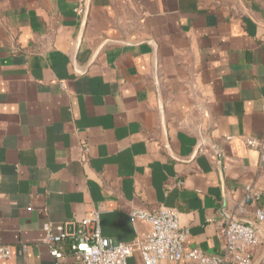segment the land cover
I'll use <instances>...</instances> for the list:
<instances>
[{"label":"crops","instance_id":"0c3cea01","mask_svg":"<svg viewBox=\"0 0 264 264\" xmlns=\"http://www.w3.org/2000/svg\"><path fill=\"white\" fill-rule=\"evenodd\" d=\"M78 1L0 0L1 264H54L46 227L94 211L131 242L160 206L208 254L255 222L264 264V0Z\"/></svg>","mask_w":264,"mask_h":264},{"label":"built area","instance_id":"2783aa9c","mask_svg":"<svg viewBox=\"0 0 264 264\" xmlns=\"http://www.w3.org/2000/svg\"><path fill=\"white\" fill-rule=\"evenodd\" d=\"M88 0H79L78 14H85ZM249 147L264 148V134L260 139L247 138ZM264 161V153L260 154ZM260 192L247 186L244 206L248 199L258 198ZM257 220L264 214L256 210ZM132 222L143 221L149 225L147 232L131 242L116 241L101 233L99 216L93 212L80 220H69L46 227L43 242L49 246L54 264H127L135 252L140 254L141 264H253L257 248L263 239L255 222L229 217L218 227L221 251L205 253L193 247L185 249L190 235L189 229L180 222V214L175 208L160 206L154 211L133 208L129 213ZM69 241V250L64 251L60 244ZM10 248L0 244L1 261L10 255Z\"/></svg>","mask_w":264,"mask_h":264}]
</instances>
